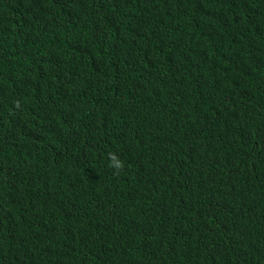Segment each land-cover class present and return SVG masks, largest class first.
I'll return each instance as SVG.
<instances>
[{"label": "trees", "instance_id": "obj_1", "mask_svg": "<svg viewBox=\"0 0 264 264\" xmlns=\"http://www.w3.org/2000/svg\"><path fill=\"white\" fill-rule=\"evenodd\" d=\"M0 264H264V0H0Z\"/></svg>", "mask_w": 264, "mask_h": 264}, {"label": "clouds", "instance_id": "obj_2", "mask_svg": "<svg viewBox=\"0 0 264 264\" xmlns=\"http://www.w3.org/2000/svg\"><path fill=\"white\" fill-rule=\"evenodd\" d=\"M108 157V166L109 168L113 169V174H119L122 172L125 168V163L123 160L119 158V156L116 153L109 152L107 154Z\"/></svg>", "mask_w": 264, "mask_h": 264}]
</instances>
